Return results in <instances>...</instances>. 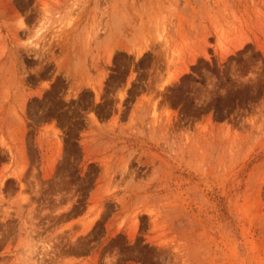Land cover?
I'll return each instance as SVG.
<instances>
[{
    "label": "rangeland",
    "instance_id": "374dc122",
    "mask_svg": "<svg viewBox=\"0 0 264 264\" xmlns=\"http://www.w3.org/2000/svg\"><path fill=\"white\" fill-rule=\"evenodd\" d=\"M0 264H264V0H0Z\"/></svg>",
    "mask_w": 264,
    "mask_h": 264
}]
</instances>
